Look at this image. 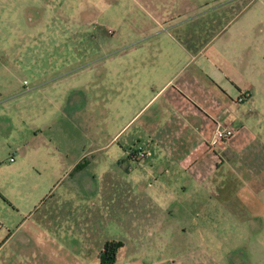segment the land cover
Segmentation results:
<instances>
[{"label":"crops","instance_id":"crops-1","mask_svg":"<svg viewBox=\"0 0 264 264\" xmlns=\"http://www.w3.org/2000/svg\"><path fill=\"white\" fill-rule=\"evenodd\" d=\"M250 1H110L101 22L116 33L79 49L120 58L97 68L101 96L99 80L91 86L106 142L94 127L83 134L87 144L66 146L69 170L91 159L64 183H45L40 198L51 205L29 212L17 243L24 221L0 235V252L10 243L23 251L10 264H100L110 240L122 243L114 264H264V34ZM217 126L236 132L217 141ZM34 165H10L17 194L0 189L5 218L29 210Z\"/></svg>","mask_w":264,"mask_h":264},{"label":"rangeland","instance_id":"rangeland-1","mask_svg":"<svg viewBox=\"0 0 264 264\" xmlns=\"http://www.w3.org/2000/svg\"><path fill=\"white\" fill-rule=\"evenodd\" d=\"M110 1L99 0L96 6L92 0H83V9L79 10L80 0H0V189L10 197L12 191L17 194L10 181L11 176L15 177L10 165L18 161L35 163L33 174L29 172L34 177L35 193L29 210L21 208V213L12 218H5L0 212V235H6L8 230L25 222L17 229L19 233L15 232V243L25 230L27 221H32L29 212L51 205L41 201L44 196L40 198L45 183L49 179L58 185L64 183L91 159L90 156L81 157L79 160L82 161L73 168L75 172L69 170L64 159L66 146L87 144L83 134L94 127L100 130L106 142V116L103 121L101 102L91 94V86L92 81L97 83L99 80L101 96L105 89L101 83L105 79L97 68L106 66L108 61L109 64L118 63L120 58L112 62L111 58L95 50L83 49L84 46L95 45L94 39L98 35L110 37L116 33L113 25L101 22L108 13ZM90 4L95 8H90ZM249 4L250 11L258 15L257 32L264 34V0H251ZM81 31L85 38L78 40L75 33ZM233 31L234 26L228 30ZM97 42L102 43L101 40ZM76 71L79 73L77 80L74 78ZM47 82H55V85L49 88ZM24 87H32L25 94L28 96L15 100ZM24 150L30 153L22 159ZM14 159L15 162H11ZM88 172L91 176V170ZM23 191L25 189L20 188L19 194ZM53 192L57 194L56 189ZM17 198L16 202L23 201L21 195ZM241 207L243 212H247L245 202ZM214 217L218 219V216ZM187 249L186 244L180 241V254H186ZM216 249L212 251L218 256ZM193 251L196 256L202 252L197 244H194ZM13 253H17V259L23 256V251L10 243L0 252V264H10L15 258Z\"/></svg>","mask_w":264,"mask_h":264},{"label":"trees","instance_id":"trees-1","mask_svg":"<svg viewBox=\"0 0 264 264\" xmlns=\"http://www.w3.org/2000/svg\"><path fill=\"white\" fill-rule=\"evenodd\" d=\"M121 245L120 241H106L99 254L100 264H114L116 252Z\"/></svg>","mask_w":264,"mask_h":264},{"label":"built area","instance_id":"built-area-1","mask_svg":"<svg viewBox=\"0 0 264 264\" xmlns=\"http://www.w3.org/2000/svg\"><path fill=\"white\" fill-rule=\"evenodd\" d=\"M245 99V94H240L237 98L238 102H242ZM235 129L232 127H221L217 126L214 130V138L217 141H225L230 139L235 134ZM145 156L144 152H141V150H138L136 153L137 158H142Z\"/></svg>","mask_w":264,"mask_h":264}]
</instances>
